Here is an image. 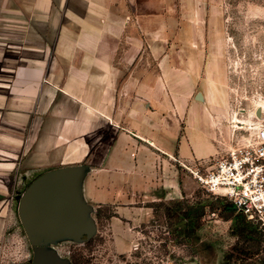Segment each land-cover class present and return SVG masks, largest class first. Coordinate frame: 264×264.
<instances>
[{"label": "crops", "instance_id": "obj_1", "mask_svg": "<svg viewBox=\"0 0 264 264\" xmlns=\"http://www.w3.org/2000/svg\"><path fill=\"white\" fill-rule=\"evenodd\" d=\"M180 1L0 0V198L74 167L86 217L111 205L112 224L135 228L152 202L192 195L178 162L212 153L192 132L199 64L167 84L168 68L140 64L171 39Z\"/></svg>", "mask_w": 264, "mask_h": 264}, {"label": "rangeland", "instance_id": "obj_2", "mask_svg": "<svg viewBox=\"0 0 264 264\" xmlns=\"http://www.w3.org/2000/svg\"><path fill=\"white\" fill-rule=\"evenodd\" d=\"M178 7V26L170 30L174 31L171 39L164 33L163 39L158 38L159 30H153L152 37L162 43L152 50L147 47L140 64L154 73L168 68L165 84L174 76L184 80L187 71L199 64L192 85L204 101L195 100L194 95L190 98L198 112L192 132L200 136L202 148L211 150L200 158L209 161L249 137L251 128L237 121L264 120V0H182ZM160 55L165 56L162 66H158ZM177 168L191 177L181 165ZM6 191L0 198V264H30L36 250L54 252L65 264H222L229 254L231 263L264 264L261 226L253 223L262 234L258 253L241 242L235 250L237 240L231 234L235 220L226 219L220 207L228 201L197 183L191 196L161 200L188 198L193 208L205 207L203 224L189 243L168 227L161 210L151 220L128 228L111 223V205L96 208L100 215L93 214L90 236L49 237L20 220L17 207L23 190Z\"/></svg>", "mask_w": 264, "mask_h": 264}, {"label": "built area", "instance_id": "obj_3", "mask_svg": "<svg viewBox=\"0 0 264 264\" xmlns=\"http://www.w3.org/2000/svg\"><path fill=\"white\" fill-rule=\"evenodd\" d=\"M180 165L200 187L231 202L236 212L264 230L263 119L255 121L249 137L215 159Z\"/></svg>", "mask_w": 264, "mask_h": 264}, {"label": "water", "instance_id": "obj_4", "mask_svg": "<svg viewBox=\"0 0 264 264\" xmlns=\"http://www.w3.org/2000/svg\"><path fill=\"white\" fill-rule=\"evenodd\" d=\"M194 98L203 101L200 91ZM260 114V109H256ZM74 167H57L38 174L23 190L18 201L22 223L49 237L81 238L94 232V223L71 191ZM33 264H65L54 252L36 250Z\"/></svg>", "mask_w": 264, "mask_h": 264}, {"label": "trees", "instance_id": "obj_5", "mask_svg": "<svg viewBox=\"0 0 264 264\" xmlns=\"http://www.w3.org/2000/svg\"><path fill=\"white\" fill-rule=\"evenodd\" d=\"M222 199L226 200L223 197ZM150 206L153 209V214L157 213L158 210H161L163 217L168 223V227H172L187 243L191 241L192 236H194L193 234H195L203 224L202 221L205 214V207L199 206L193 208L188 203V198H183V200H169L167 202H152ZM220 207H222L221 211L226 219L233 217L235 220V225L232 228L231 233L237 240L234 249H237V245L240 242L248 243V249L258 253L259 240L262 234L258 232L253 223L246 220L241 213L236 212L233 204L229 201L221 204ZM99 215L100 212L97 209L95 216L98 217ZM230 256H232V254H229L228 258L222 264H237V262H230Z\"/></svg>", "mask_w": 264, "mask_h": 264}, {"label": "bare ground", "instance_id": "obj_6", "mask_svg": "<svg viewBox=\"0 0 264 264\" xmlns=\"http://www.w3.org/2000/svg\"><path fill=\"white\" fill-rule=\"evenodd\" d=\"M258 108L261 109L262 106L260 105V106H258ZM237 122H241L243 124V127L245 126V127H248V128H252V126H253L252 124H255V122L252 119H250V118H247V119H244V120H239Z\"/></svg>", "mask_w": 264, "mask_h": 264}, {"label": "flooded vegetation", "instance_id": "obj_7", "mask_svg": "<svg viewBox=\"0 0 264 264\" xmlns=\"http://www.w3.org/2000/svg\"><path fill=\"white\" fill-rule=\"evenodd\" d=\"M36 251L33 252L31 259H30V264L34 263V258H35Z\"/></svg>", "mask_w": 264, "mask_h": 264}]
</instances>
